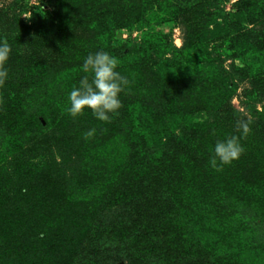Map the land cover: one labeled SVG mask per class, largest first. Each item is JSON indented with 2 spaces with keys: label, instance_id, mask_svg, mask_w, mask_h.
Returning a JSON list of instances; mask_svg holds the SVG:
<instances>
[{
  "label": "rangeland",
  "instance_id": "1",
  "mask_svg": "<svg viewBox=\"0 0 264 264\" xmlns=\"http://www.w3.org/2000/svg\"><path fill=\"white\" fill-rule=\"evenodd\" d=\"M149 1L0 0L8 78L46 66L18 107L0 84V208L20 215L17 229L0 225V264H264V0ZM95 12L110 20L107 49ZM199 44L201 77L178 69ZM99 50L122 53L121 107L107 121L72 117L84 73L71 68ZM169 113L174 124L149 140L145 122ZM230 135L243 152L213 168Z\"/></svg>",
  "mask_w": 264,
  "mask_h": 264
},
{
  "label": "clouds",
  "instance_id": "2",
  "mask_svg": "<svg viewBox=\"0 0 264 264\" xmlns=\"http://www.w3.org/2000/svg\"><path fill=\"white\" fill-rule=\"evenodd\" d=\"M10 45L0 41V84L8 77L6 63L10 56ZM118 60L107 51L99 50L89 53L83 60L81 69L84 75L68 93L67 112L72 117L91 110L101 121L109 119V113H116L121 107L120 93L129 84L127 77L117 71ZM241 136L249 131L248 123L240 125ZM94 130L85 133L91 136ZM244 148L237 135L226 136L217 140L212 148L213 155L209 160L213 168H219L237 159Z\"/></svg>",
  "mask_w": 264,
  "mask_h": 264
},
{
  "label": "trees",
  "instance_id": "3",
  "mask_svg": "<svg viewBox=\"0 0 264 264\" xmlns=\"http://www.w3.org/2000/svg\"><path fill=\"white\" fill-rule=\"evenodd\" d=\"M140 1V0H137ZM148 2H150L148 0ZM96 13V12H95ZM98 16V17H97ZM99 18V20H98ZM126 18V17H125ZM96 19L98 20V22H95V31L99 32L98 33V37H100V42L102 44V47L107 49L110 46V42L106 41V39H104V36L107 33V29H105V25L110 21L107 22V19L105 17V15L103 14V12H97L95 14V21ZM112 19V18H111ZM73 17H72V13L71 12H67L64 15H60L59 18L57 19V26L58 29L65 32V35L69 34L70 31V27L73 26L74 24ZM89 17L88 14H85L83 16V24L87 25V26H91V24L93 23H88ZM124 48H121V52H124ZM111 52H115V48L111 49ZM115 53L116 55V59L118 60V63H120V60L122 59L120 56L122 55V53ZM209 57V52L207 51V48L202 45L199 44L198 49H196V52L193 54V56L189 57L187 60H183L180 61L178 69H184L189 71L188 74L191 76H197V77H201V73L200 70H202L204 68V61H206V59H208ZM81 64L80 63H76L75 65H73V67L71 68L72 72L74 73L73 78L76 77L78 75L79 70L81 69ZM159 68L162 69H166V71L164 72L165 76L164 77H170L172 76V74L174 73L175 69L171 70H167V66H168V62L164 61L161 64L158 65ZM46 66L44 65H36V64H31V65H19V67L17 68V72L15 67H12V70L14 74L9 75V78L7 77V79L4 81V83H6V86H8V94L9 96L13 98H15L13 101H18V104L16 103V107H18V105H20V103H22L24 101V94H23V88L27 87V85L30 84H43L46 82V78H45V71H46ZM173 70V72H171ZM77 72V73H76ZM27 76V77H26ZM17 79H16V78ZM47 77V76H46ZM12 101V100H11ZM13 101L11 103H13ZM139 112L135 113V116H138L139 119L142 120V114H141V110H138ZM171 116V117H169ZM153 117V115L151 116ZM169 117V118H168ZM162 118V119H161ZM159 119V120H158ZM155 121H146V134H150L149 136L150 139L149 140H153L156 139L157 137L160 138V136H158V132H162V130L166 131L165 128L171 127L174 124V115L172 114H165L159 117L154 118ZM169 120V121H168ZM157 124V126L155 124ZM147 125H151L149 128H147ZM148 131V132H147ZM144 137V136H141ZM6 196H4V194H2V191H0V203L4 204V201L6 202ZM0 225L4 226V225H9L10 229H14L15 227H17V224L20 223L19 217L20 215L14 210H10L7 207L4 208H0ZM2 221V222H1ZM17 229V228H15Z\"/></svg>",
  "mask_w": 264,
  "mask_h": 264
}]
</instances>
